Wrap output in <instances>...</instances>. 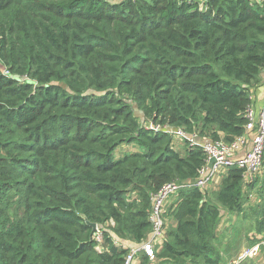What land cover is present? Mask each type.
Listing matches in <instances>:
<instances>
[{
    "label": "trees",
    "instance_id": "trees-1",
    "mask_svg": "<svg viewBox=\"0 0 264 264\" xmlns=\"http://www.w3.org/2000/svg\"><path fill=\"white\" fill-rule=\"evenodd\" d=\"M262 72L264 0H0V264H123L151 233L152 195L206 161L150 125L247 136ZM245 182L229 169L216 204L181 191L175 226L138 264H222L221 210L244 212Z\"/></svg>",
    "mask_w": 264,
    "mask_h": 264
},
{
    "label": "built area",
    "instance_id": "built-area-1",
    "mask_svg": "<svg viewBox=\"0 0 264 264\" xmlns=\"http://www.w3.org/2000/svg\"><path fill=\"white\" fill-rule=\"evenodd\" d=\"M245 116L247 118L245 129L248 135H251V147L241 156H236V153L244 144L247 136L235 138V141L231 143L223 141L204 142L200 141L195 135L187 136L180 129L176 132H171L179 140L187 139L189 145L201 146L206 156L205 165L200 169L199 176L195 180L166 184L152 195L149 213L151 233L142 243L129 248L123 264H138L141 255L151 257L158 247H162L167 235L165 231L164 207L169 198L176 195L179 191L190 189L205 190L219 171L229 170L233 167L243 170L244 178L247 182H251L260 175L264 153V102L258 112L248 108ZM150 128L165 130L167 127L160 128L159 126L150 125ZM211 160L213 161L212 164H210ZM95 240L98 243L101 242L99 233L95 235ZM228 264H264V235H260L256 242L243 248Z\"/></svg>",
    "mask_w": 264,
    "mask_h": 264
},
{
    "label": "rangeland",
    "instance_id": "rangeland-1",
    "mask_svg": "<svg viewBox=\"0 0 264 264\" xmlns=\"http://www.w3.org/2000/svg\"><path fill=\"white\" fill-rule=\"evenodd\" d=\"M136 116L138 118L144 119L143 115L139 112L136 113ZM143 123V122H142ZM171 143L173 148L179 152L180 154H183L185 149V144L182 143L179 139L175 138L174 136L171 137ZM135 148V145H125L121 147V149L118 151V156H121V153L128 150L132 151ZM226 173H223L219 176V183L217 185L210 184V186L205 189L206 192V199L209 200L211 203L215 202V194L220 189V186L222 184V181L224 180V177L226 176ZM257 177H255L251 182L246 181L243 184V195L245 198V206H244V212L241 214H235L230 213L225 209L221 210V220L217 229V237L215 241V246L218 247L219 252L221 253V257L223 259H226L229 261L232 256H234L237 251H239L243 246L247 244H252L258 240L259 234L255 232L254 224H255V216L253 211L256 209V207L259 204V199L257 197L258 190L256 189V186L250 187V183L256 180ZM258 178L262 179L264 178V169L262 171V174L258 176ZM257 178V179H258ZM185 191V190H181ZM179 191L176 195L169 198L168 202L165 204L164 207V221H165V231L166 233L169 231L170 228L175 226V220L174 216L179 212L180 205L182 203V196H180ZM216 204V203H214ZM231 229H234L232 232ZM234 239H237V245L234 246ZM247 241V244H246ZM127 243V242H126ZM127 245H129L127 243ZM221 247L228 248L225 249V251L221 252ZM160 249L158 247L156 249V252ZM155 255V252H153L152 256ZM229 255V259H228ZM151 256V257H152ZM223 264H228L227 262H224Z\"/></svg>",
    "mask_w": 264,
    "mask_h": 264
},
{
    "label": "crops",
    "instance_id": "crops-1",
    "mask_svg": "<svg viewBox=\"0 0 264 264\" xmlns=\"http://www.w3.org/2000/svg\"><path fill=\"white\" fill-rule=\"evenodd\" d=\"M250 96H251V107L258 111L260 109V107L262 106V103L264 101V72H262L260 74V77H259V80L256 84V86H254L252 89H251V93H250ZM204 142H207L204 141ZM251 147V135H247V137L245 138L244 140V144L242 145V147L238 150L237 152V156H241L243 155L246 151H248ZM184 151V149H183ZM228 170H221L219 171V173L215 176V178L213 179L212 183L211 184H214V185H217L219 183V174L222 175L223 173H226ZM210 186V185H209ZM232 232L234 231V229H231ZM237 239H234V246H236L237 244ZM246 244H247V241H246ZM246 246L248 245H245L243 246L239 251H237V253L231 257V260H233L236 255L243 249L245 248ZM225 249H228V248H224V247H221V252L222 251H225ZM228 259H229V255H228ZM227 261L226 259H223L222 257V260H221V263L223 264L224 262H229Z\"/></svg>",
    "mask_w": 264,
    "mask_h": 264
},
{
    "label": "water",
    "instance_id": "water-1",
    "mask_svg": "<svg viewBox=\"0 0 264 264\" xmlns=\"http://www.w3.org/2000/svg\"><path fill=\"white\" fill-rule=\"evenodd\" d=\"M165 131H170V132H176L177 130L176 129H171V128H166L165 129ZM212 160L210 161V164H212ZM89 226H90V228L92 229V232L94 233L95 232V230H96V225L95 224H91V223H89Z\"/></svg>",
    "mask_w": 264,
    "mask_h": 264
}]
</instances>
